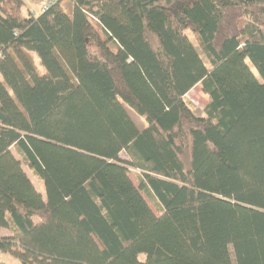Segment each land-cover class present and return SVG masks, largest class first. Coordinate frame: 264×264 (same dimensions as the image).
<instances>
[{
    "label": "trees",
    "instance_id": "obj_1",
    "mask_svg": "<svg viewBox=\"0 0 264 264\" xmlns=\"http://www.w3.org/2000/svg\"><path fill=\"white\" fill-rule=\"evenodd\" d=\"M43 1L0 0V251L264 264V0Z\"/></svg>",
    "mask_w": 264,
    "mask_h": 264
},
{
    "label": "rangeland",
    "instance_id": "obj_2",
    "mask_svg": "<svg viewBox=\"0 0 264 264\" xmlns=\"http://www.w3.org/2000/svg\"><path fill=\"white\" fill-rule=\"evenodd\" d=\"M25 1V8L23 10L24 15L33 11L34 13L37 11L40 12V9L42 5H44L43 0H24ZM43 1V2H42ZM42 2V3H41ZM63 7L67 13H70L72 11V4L70 2H64ZM191 36L194 38V36L191 34ZM91 49L94 51L95 48L91 46ZM187 101L193 106L194 112L197 116H202L204 115L203 111L206 107V105L209 102V97L207 94H205L202 90L201 84L197 85L192 91H190L187 96H186ZM127 111L131 115L132 119L135 121V123L139 126V128H143L145 126V123L143 120H141L138 116H136L129 108H127ZM121 159L122 160H128V157L125 153L121 154ZM24 169L26 173L29 175L31 180L33 181L35 187L37 188L38 191L44 193V187L40 183V181L34 177L32 171L27 167L24 166ZM140 174L136 170H131L130 171V176L133 180V182L139 186V179L137 178V175ZM145 198L147 199L149 205L153 208V210L158 213L156 206L151 202V199L147 197L144 194ZM1 235H8L9 232L6 230L0 231ZM0 262H3L5 264H20V262L16 259H14L11 255L5 254L0 251Z\"/></svg>",
    "mask_w": 264,
    "mask_h": 264
},
{
    "label": "built area",
    "instance_id": "obj_3",
    "mask_svg": "<svg viewBox=\"0 0 264 264\" xmlns=\"http://www.w3.org/2000/svg\"><path fill=\"white\" fill-rule=\"evenodd\" d=\"M46 6H48V3L47 4L45 3L44 5H42L41 11L42 10H45L46 9Z\"/></svg>",
    "mask_w": 264,
    "mask_h": 264
}]
</instances>
